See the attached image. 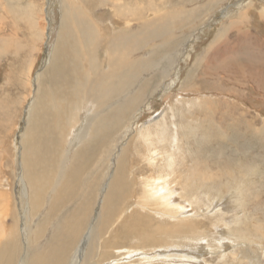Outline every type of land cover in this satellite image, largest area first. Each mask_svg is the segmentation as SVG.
Here are the masks:
<instances>
[{
	"label": "rangeland",
	"instance_id": "obj_1",
	"mask_svg": "<svg viewBox=\"0 0 264 264\" xmlns=\"http://www.w3.org/2000/svg\"><path fill=\"white\" fill-rule=\"evenodd\" d=\"M72 1L0 0V191H8L20 206L26 183L23 155L32 158L41 141L50 139L40 114L42 109L54 114L44 106L49 92L56 100L65 99L61 111L77 122L68 128L62 148L67 170L75 151L85 159L91 155L86 152L97 140L89 141L92 135L103 134L107 148L98 163L99 187L91 184L97 169L82 170L74 197L53 220L62 222L92 199L90 217L73 218L88 220L89 240H98L104 233L99 223L108 185L119 155L129 149L123 164L131 182L128 196L117 206L111 233L103 235L104 242L110 241L104 244L110 259L99 258L97 264H264V0ZM71 4L77 5L73 13L88 19L86 27L74 25L83 27L80 41L64 26L65 5ZM144 21L149 22L147 36L125 40L129 51L118 53L119 70L110 71L108 51L84 31L93 27L96 39L112 42L135 34ZM81 50L87 56L71 54ZM92 55L106 70L95 75L108 70L114 79L125 74L116 83L120 92L104 104L100 118L93 116L95 102L78 99L79 84H71L79 69L87 72L85 77L93 76ZM122 60L131 63L123 66ZM95 120L97 128L86 131ZM148 140L160 151L148 153ZM170 154L173 168L167 166ZM150 175L171 178L173 199L185 212L145 202L142 185ZM45 209L31 219L32 230ZM133 214L143 218L137 217L136 224L148 229L147 237L164 240L168 248L142 249L138 238L115 242ZM6 221L10 224V217ZM45 234L37 246L45 244L50 230ZM27 238L20 233L16 264L30 254ZM169 255L176 258L167 259Z\"/></svg>",
	"mask_w": 264,
	"mask_h": 264
},
{
	"label": "bare ground",
	"instance_id": "obj_2",
	"mask_svg": "<svg viewBox=\"0 0 264 264\" xmlns=\"http://www.w3.org/2000/svg\"><path fill=\"white\" fill-rule=\"evenodd\" d=\"M71 2L73 1L71 0ZM65 6L66 14L63 17L64 26L67 27L66 29L70 30V32L71 30L75 31L73 32V36L78 40L79 34L83 31V27L78 25L74 28V25L83 24L86 27L85 23L88 21V19L85 22L86 18L83 17V14L77 12L73 13L74 11H78L76 9L77 5L71 4L70 6ZM148 27L149 22L144 21L138 27L139 30L135 34L125 33L123 35H120L118 40L117 38H113L112 42L111 40H106V42L104 43L100 38L96 39V32H94L95 28L87 26V29H85L84 31L87 30L92 33V38L95 40H99L97 41V43L99 42V44L101 46H104V49L108 51L107 58L111 71L112 69H122L119 67V63L116 65L115 63L117 61V56H119L118 53L121 50L127 49L125 48V40L132 36H134V40H137L142 36H147L146 31L148 30ZM74 37L72 40H74ZM115 40H117V50H115V48L113 49L112 45ZM77 42L78 41H76V43ZM132 43H134L133 40ZM84 50L79 51V53L72 52V50L71 54H77L79 58L83 55L87 56V54L83 52ZM127 51L129 50L127 49ZM57 54L59 55V53ZM94 55H92V59L90 61V66L93 69H89L90 73L93 76H90L91 78L85 77L84 75H86L87 72H85V70L83 71L82 69H79V72L77 74L75 72L74 76H71V84L73 85L76 82L79 84L78 88H75L78 91V99L80 96H83L88 97L90 101H93V103L95 102L97 108L95 109V114L91 115H93L95 118H100L101 114L99 113V111L105 107L104 104L106 102H110L114 98V92H120L121 86L117 85L116 83H119L122 80V77L125 76V74L121 73L119 75H113L115 76L114 79L111 75H108V70V74L107 72L106 74H101L102 77H100V73H97L98 75H95L96 72L105 73L106 70L103 71L105 68H101L100 62H98L99 60H97ZM130 63L131 62H129L128 60H122L123 66L128 67ZM113 65L115 66L113 67ZM132 65H134L133 62ZM111 66L113 68H111ZM96 68H98L97 71ZM103 79H105V81H103ZM83 83L85 86L83 85ZM68 84L70 85V82H68ZM60 99L61 100H56L49 92L45 96L44 106L52 110L54 114L49 113L45 109H42L40 114L43 119V124H45L44 133L48 134L50 139L47 143H45V141H41V149L36 148L33 151L32 158H28L27 156L23 155L21 164V166L23 167L22 177H24L26 183L24 182L25 190L19 197L20 206L17 207V202L12 198L11 194L8 191H0V264H16L18 254L21 252V246L19 242L20 233L24 232L28 237L27 240L30 249V254L29 256L25 255L26 260L22 261L21 264H87L89 259L92 261L94 260V262H91L89 264H95L99 258L102 261L110 259L107 255V251L105 250V248L107 247L104 246L106 242L110 241L105 240L104 242L103 235L106 234L108 231L111 233L112 228L110 226L119 210L117 206H120V204L124 201L123 199L128 196L126 189L130 188L129 185L131 182L127 180L128 176L123 174L126 171V168L123 167V164L124 160L129 155V149L125 148L119 155L116 162V174L112 179L111 183L108 185V191L104 197L103 207L101 209L102 220L99 223V226L101 227L102 231H104V233H102L98 237V240H89L91 236V229L89 227L85 229L88 220L81 221L79 219L73 218L75 216H84L86 219L89 218L91 214H89L88 211L92 207V199L85 200V203L80 204L78 208H76V210L72 209L69 214L65 216V219H63L62 222H59L58 220H53L52 218L55 216L56 212L65 209L68 205L67 203L71 202L72 198L74 197L75 186L79 181V174L82 170L84 172H88L87 170L89 169H97V174L92 178L91 184L93 185L94 189L96 187H99L101 177L98 163L99 165L101 164L100 160L103 157L102 154L103 152L107 151V148L105 150L106 146H103L104 141L101 142V140L105 139V136L103 134H98L95 136L94 134V136H91L89 141L94 140L96 137V144L90 146L88 151L86 152V154L91 153V155L88 156L87 159H85L84 155L79 157V152L75 151L73 159L69 160L68 162L69 170L64 167V151L62 148L66 142L67 132L69 131L68 128L71 126H73L74 128L77 122H74V119L71 118V114L67 115L61 111L62 106L65 104V99ZM69 106L70 103L68 107ZM37 120L40 121L41 119L38 117ZM103 120L104 119H102V121ZM96 122H98V120L89 123L87 125L86 131H88L89 129L91 130V132L94 131L97 128ZM148 141L149 142H144L146 143V147L147 145H149L150 147V150L147 151L148 153L151 154L152 151L154 153L160 151V149H152L153 141ZM86 146L89 145L87 144ZM86 148H84V152ZM77 159L78 161H76ZM167 159H169V157H167ZM166 161L168 168L175 167V162L173 161L172 155L170 159ZM103 167H105L107 170V165H104ZM132 174L133 173L131 172V175ZM170 174H173L172 170L170 171ZM22 177L21 181H23ZM156 178L157 177L150 175L146 179H144L145 181L142 185V191L143 195H145V202L148 203V205L156 207L160 210H164L165 208L170 207L176 208L178 212H182L185 209V206H181L175 203V200L173 199L174 191L172 190V188H169L168 181L171 178ZM25 199L27 200V202L24 201ZM45 206L46 209L43 219L36 225L37 228L32 230L30 225L31 219L36 216L43 208H45ZM18 208L21 210L20 215L17 212ZM9 217L10 224L7 225L6 220ZM137 217H139V215L137 216L133 214V218L127 224H125V229L122 230V233L115 235L116 237H119V239L115 240V242L138 238L140 240L139 246H141L142 249L147 248V245L153 249H164L161 247H166L165 241L159 239L155 240V237H147L146 231H148V229L136 224ZM50 221H53V223L48 228V224ZM49 230L50 234L48 235L45 244L43 246H37L36 243H39V241L46 236L45 233ZM79 237H81L80 240H78ZM164 238L166 239V237ZM115 246L120 247L121 244H116ZM98 251H102V255H99ZM185 257L186 256L183 255V257H179L178 259H183ZM174 258H176L175 255H169L167 257V259Z\"/></svg>",
	"mask_w": 264,
	"mask_h": 264
}]
</instances>
